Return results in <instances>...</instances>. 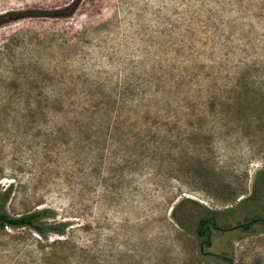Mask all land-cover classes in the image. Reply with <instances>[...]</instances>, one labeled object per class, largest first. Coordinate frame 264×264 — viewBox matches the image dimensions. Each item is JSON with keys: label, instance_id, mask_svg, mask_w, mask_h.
Segmentation results:
<instances>
[{"label": "rangeland", "instance_id": "1", "mask_svg": "<svg viewBox=\"0 0 264 264\" xmlns=\"http://www.w3.org/2000/svg\"><path fill=\"white\" fill-rule=\"evenodd\" d=\"M5 191L9 215L65 226L0 227V264H264L261 224L242 227L264 218V0H80L1 25Z\"/></svg>", "mask_w": 264, "mask_h": 264}, {"label": "trees", "instance_id": "2", "mask_svg": "<svg viewBox=\"0 0 264 264\" xmlns=\"http://www.w3.org/2000/svg\"><path fill=\"white\" fill-rule=\"evenodd\" d=\"M80 0H72L70 4L64 7L61 10L56 11H39V10H19V11H7L0 14V26L15 21L25 17H34V16H70L76 10ZM9 197L7 191L0 192V227L5 225L8 226H28L36 230L39 234L45 235L47 231H51L57 234H62L64 231V222H54L53 224H44L40 221H37V218L43 217L49 213L48 210H39L33 213L24 214L21 216H11L4 210V205ZM261 224L264 230V218L263 219H252L249 222L243 223L242 227L244 229H250L254 223ZM198 229L197 235L201 238L200 245L209 246L211 245L213 229H217L214 219L208 214L202 216L198 220ZM210 226L212 228H210Z\"/></svg>", "mask_w": 264, "mask_h": 264}]
</instances>
